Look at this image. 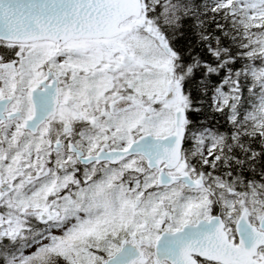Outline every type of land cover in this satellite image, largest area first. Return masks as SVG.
Returning <instances> with one entry per match:
<instances>
[{
  "label": "snow or ice",
  "instance_id": "1",
  "mask_svg": "<svg viewBox=\"0 0 264 264\" xmlns=\"http://www.w3.org/2000/svg\"><path fill=\"white\" fill-rule=\"evenodd\" d=\"M0 264H264V0H0Z\"/></svg>",
  "mask_w": 264,
  "mask_h": 264
}]
</instances>
